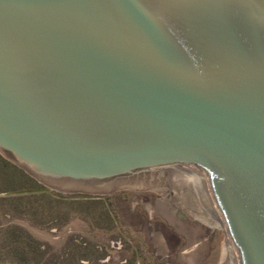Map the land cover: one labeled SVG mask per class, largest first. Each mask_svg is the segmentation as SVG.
I'll use <instances>...</instances> for the list:
<instances>
[{
  "label": "water",
  "instance_id": "1",
  "mask_svg": "<svg viewBox=\"0 0 264 264\" xmlns=\"http://www.w3.org/2000/svg\"><path fill=\"white\" fill-rule=\"evenodd\" d=\"M0 153L56 187L196 168L264 264V0H0Z\"/></svg>",
  "mask_w": 264,
  "mask_h": 264
},
{
  "label": "rangeland",
  "instance_id": "2",
  "mask_svg": "<svg viewBox=\"0 0 264 264\" xmlns=\"http://www.w3.org/2000/svg\"><path fill=\"white\" fill-rule=\"evenodd\" d=\"M172 167H166L161 183L141 176L57 187L20 167L24 175L5 167L0 191L20 189L0 192V197H25L28 213L22 223L45 246L61 252L63 263L222 264L225 226L191 214L197 209L195 191Z\"/></svg>",
  "mask_w": 264,
  "mask_h": 264
},
{
  "label": "trees",
  "instance_id": "3",
  "mask_svg": "<svg viewBox=\"0 0 264 264\" xmlns=\"http://www.w3.org/2000/svg\"><path fill=\"white\" fill-rule=\"evenodd\" d=\"M25 174L17 165L0 153V177L5 176L3 168ZM14 172V173H15ZM21 175L20 173H17ZM13 177L16 179L15 174ZM20 189L8 186L0 192ZM24 196L0 197V264H68L63 263L61 252L55 251L34 236L22 223L28 213ZM24 217V218H23ZM69 259V257H67Z\"/></svg>",
  "mask_w": 264,
  "mask_h": 264
},
{
  "label": "bare ground",
  "instance_id": "4",
  "mask_svg": "<svg viewBox=\"0 0 264 264\" xmlns=\"http://www.w3.org/2000/svg\"><path fill=\"white\" fill-rule=\"evenodd\" d=\"M173 167L171 168V170L176 172V174L181 175L184 180L188 181L195 191V197L196 199H198H195L196 201H194V205L196 206H194L193 202H191L190 200H188V202L190 201L189 203L187 202L189 205L197 207V209H194L193 207L190 208V206H188L189 209L193 208L192 210H190V212H192L191 214H194L196 217L205 220L210 225L225 226L224 220L222 219L215 206V202L211 194V189L205 176L201 172L190 168V166L188 167L179 165L174 168ZM225 246L226 248L224 250V258L222 264H241L239 254L230 237H228V242Z\"/></svg>",
  "mask_w": 264,
  "mask_h": 264
},
{
  "label": "flooded vegetation",
  "instance_id": "5",
  "mask_svg": "<svg viewBox=\"0 0 264 264\" xmlns=\"http://www.w3.org/2000/svg\"><path fill=\"white\" fill-rule=\"evenodd\" d=\"M190 168H193V167H190ZM193 169L201 172L200 170H198L196 168H193ZM166 171H167L166 167L154 168V169H150V170H147V171H144V172H140V173H137V174H129V175L121 176L120 180L144 176L146 178L150 177L152 182L158 181V182L161 183L163 181V179H164V174L163 173H165ZM170 193H171V190H169L168 194L170 195ZM173 211L176 212L178 214V216L180 218H182L183 220L188 219L187 216H185L183 213L178 212L177 208L173 209Z\"/></svg>",
  "mask_w": 264,
  "mask_h": 264
}]
</instances>
